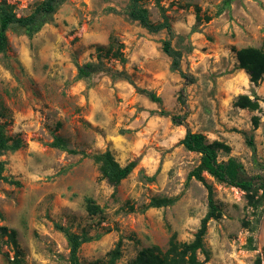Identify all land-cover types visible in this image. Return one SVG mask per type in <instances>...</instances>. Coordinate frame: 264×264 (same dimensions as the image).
Returning a JSON list of instances; mask_svg holds the SVG:
<instances>
[{
  "label": "rangeland",
  "instance_id": "rangeland-1",
  "mask_svg": "<svg viewBox=\"0 0 264 264\" xmlns=\"http://www.w3.org/2000/svg\"><path fill=\"white\" fill-rule=\"evenodd\" d=\"M45 1L0 4L26 17ZM140 6L154 25L166 16L173 36L133 20L130 0H65L38 31L13 25L7 32L0 126L24 147L0 153L3 176L13 182L0 181V227L16 232L21 264H71L66 235L56 226L93 239L80 247V264H131L144 250L165 255L172 243L191 244L208 212V191L195 178L187 181L202 159L179 144L188 130L228 146L218 150V160L235 159L240 180L264 183V99L258 96V111L235 106L240 95H257L234 51H264V0H143ZM169 40L188 80L163 52ZM85 64L99 71L78 80L76 66ZM144 92L162 103L153 109ZM174 116L186 120L175 125ZM55 138L63 149L51 146ZM106 151L123 167L137 162L118 187L103 179L95 161ZM202 175L220 218L208 223L198 261L264 264L263 191L248 195ZM153 199L173 204L150 207ZM7 240L0 264L15 257Z\"/></svg>",
  "mask_w": 264,
  "mask_h": 264
},
{
  "label": "trees",
  "instance_id": "trees-1",
  "mask_svg": "<svg viewBox=\"0 0 264 264\" xmlns=\"http://www.w3.org/2000/svg\"><path fill=\"white\" fill-rule=\"evenodd\" d=\"M65 0H46L44 4L40 5L30 16L18 17L14 11L13 6L7 4H0V54L4 53L8 47L7 32L11 26L16 25L25 28L29 33L39 30L41 25L45 22V17L53 14L56 8ZM143 0H130V16L133 20L139 22L145 29L151 33H157L162 30H166L172 37V29L169 20L166 16L163 17V22L159 25H154L149 19V11L140 6V2ZM163 52L172 60L171 68L174 72H178L180 77L184 80H188V76L183 72L181 68V53L172 47L171 40L163 41ZM236 57L239 63V68L245 70L250 77L251 83L258 86L260 81L264 77V51L255 48H244L240 50L234 49ZM116 58H120L121 63H125L121 53L114 55ZM77 79L89 78L92 74L97 73L99 70H95V65L85 64L77 65ZM148 95L149 99L155 103H162V99L154 93L144 92ZM258 96L251 99L247 95H240L237 98L235 106L241 109H249L251 111L260 110ZM161 115H168L167 112L161 111ZM185 117H172V122L175 125H182L185 122ZM254 128L259 126V118L254 117L252 119ZM187 151L192 153L201 154V164L192 171L187 178L189 182L195 178L201 182L208 191V212L201 220L200 228L195 235V240L191 244H183L180 248L174 243L171 244L169 253L161 255L153 250H144L140 252L138 257L131 264H203L197 259V251L204 248L203 240L207 232L208 223L212 220H218L220 218V211L214 200V192L212 187L207 184L203 178V172H207L212 178L219 183H225L231 187L238 188L248 195L252 192L259 193L263 191L261 201H264V183L257 186L254 183V178L250 180H240V171L242 166L236 162L235 159L230 158L226 163L219 162L218 150H229L228 146L220 142H208L205 135L201 133H193L188 130L185 137L179 142ZM247 144L250 148L255 150L253 140H247ZM53 148H62V142L59 138H55L51 144ZM24 147V143L20 138H12L5 134L4 126H0V153L15 152ZM69 154H75L74 151L66 150ZM95 161L100 164V171L103 179L107 180L114 187H118L122 181L134 171L137 166V162H130L126 166H121L113 157L110 151H106L104 154L96 155ZM4 165L0 163V181L5 183H13L11 180L3 176ZM261 180V177L257 178ZM154 180L153 178L149 179ZM172 200H156L153 199L150 203V207H164L172 205ZM58 227L67 238L70 246V263L80 264L78 261V251L84 243L91 242L93 239L87 236L80 237L76 234H71L67 230ZM7 237V243H9L15 250V257L12 264H21L19 244L17 242V234L14 230H9L7 227H0V251L2 238ZM253 241L250 238V243ZM120 244L112 253V263L120 254ZM252 249V248H250ZM256 264H261V260L258 259Z\"/></svg>",
  "mask_w": 264,
  "mask_h": 264
},
{
  "label": "crops",
  "instance_id": "crops-1",
  "mask_svg": "<svg viewBox=\"0 0 264 264\" xmlns=\"http://www.w3.org/2000/svg\"><path fill=\"white\" fill-rule=\"evenodd\" d=\"M263 81V82H262ZM262 84L264 85V77L262 79ZM262 84L260 86H256V95L259 96L260 98H263L264 99V96L262 95L263 91H262ZM252 98V97H251ZM156 103L155 102H152L150 101V106L154 109V107H156ZM240 111H244L243 109L239 108Z\"/></svg>",
  "mask_w": 264,
  "mask_h": 264
},
{
  "label": "water",
  "instance_id": "water-1",
  "mask_svg": "<svg viewBox=\"0 0 264 264\" xmlns=\"http://www.w3.org/2000/svg\"><path fill=\"white\" fill-rule=\"evenodd\" d=\"M263 232H264V222L262 224V229H261V233H263ZM263 244H264V241H263Z\"/></svg>",
  "mask_w": 264,
  "mask_h": 264
},
{
  "label": "bare ground",
  "instance_id": "bare-ground-1",
  "mask_svg": "<svg viewBox=\"0 0 264 264\" xmlns=\"http://www.w3.org/2000/svg\"><path fill=\"white\" fill-rule=\"evenodd\" d=\"M261 238H262V241H264V232L262 233Z\"/></svg>",
  "mask_w": 264,
  "mask_h": 264
}]
</instances>
